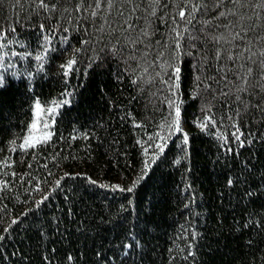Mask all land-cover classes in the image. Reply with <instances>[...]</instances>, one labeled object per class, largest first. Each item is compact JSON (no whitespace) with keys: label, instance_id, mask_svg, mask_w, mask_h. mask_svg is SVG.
<instances>
[{"label":"snow or ice","instance_id":"6c2138e0","mask_svg":"<svg viewBox=\"0 0 264 264\" xmlns=\"http://www.w3.org/2000/svg\"><path fill=\"white\" fill-rule=\"evenodd\" d=\"M169 5L176 10L159 15ZM29 8L48 23L21 33L15 26L0 30V107L14 96H23L29 106L26 134L18 137L22 152L49 147L57 122L70 115L83 95L85 78L98 75L108 57L123 63L137 96L148 91L154 102L143 118L147 123L127 112L120 117L140 132L132 145L141 157L134 176L104 183L86 174L64 173L81 183L71 195L65 193L58 211H49L48 205L62 180H54L49 194L36 187L39 198L30 202L22 218L0 221V264L13 256L19 258L11 264H25V258L30 264L37 249L39 264H155L141 186L166 165L193 172V127L197 135L215 141L219 198L231 204L235 195L236 206L243 204L248 213L234 231L248 238L247 247L264 251L258 246L264 244V0H147L146 5L145 0H31ZM158 20L168 25L162 34ZM45 82L54 95L39 94ZM189 101L199 102L201 117L189 118ZM216 101L230 113L223 130L225 117L218 120L213 112ZM244 118L259 126L258 133L251 127L242 130ZM91 138L87 133L83 137ZM4 166L10 165L5 161ZM48 175L53 173L49 170ZM7 187L0 185V192ZM184 190L191 193L185 205L191 208L196 201L192 184L186 183ZM116 194L124 198L119 204ZM88 200L107 201L108 206L98 204L100 210L93 212L81 206ZM188 224L182 226L188 243L181 251H186L184 260H194L200 233ZM10 238L13 251L6 252ZM57 244L59 248L53 246Z\"/></svg>","mask_w":264,"mask_h":264},{"label":"trees","instance_id":"16d2710c","mask_svg":"<svg viewBox=\"0 0 264 264\" xmlns=\"http://www.w3.org/2000/svg\"><path fill=\"white\" fill-rule=\"evenodd\" d=\"M137 2L139 3V0ZM178 2L179 0H173V3ZM30 3L31 0H2L0 30L8 31L9 26H15L17 32L21 33L26 29H35L40 22L47 24L43 15L37 16L30 10ZM143 7L144 5L142 9ZM170 9L176 10L169 5L163 8L159 15L167 16ZM156 27L158 34L168 29V25L159 20ZM70 35L76 37L79 33L72 32ZM81 71H84L83 67ZM85 83L86 87L81 89L83 95L69 110L70 115L63 122H57V133L52 138L53 142L42 151L22 152L19 149L22 140L18 137L26 134V125L30 120L29 106L23 96L5 98V104L0 107V185L7 183L8 187L0 192V221L22 218L23 213L32 206L30 202L39 198V193L34 189H47L46 194H49L54 180L59 178L63 186L58 195H51V203L48 205L49 211H58L63 206L65 193L71 195L81 183L78 178H65L64 173L73 177L77 173L81 176L86 174L104 183H117L124 177L134 176V170L138 171L141 157L132 145L134 140L139 138L140 132L132 128L130 121H121L120 117L127 112L130 116H135L137 122L147 123L143 118L150 114L154 98L148 91L137 96V90L129 83L123 63L111 57L105 60L99 74L86 77ZM46 85L47 82L43 89L37 90L39 94L42 97H47L50 93L54 95V90ZM189 104L192 105L188 107L190 119L203 115L199 110L198 101H189ZM213 112L218 120L221 116L225 117L221 130L226 128V117L230 113L222 101L215 102ZM155 119H160L159 112L155 114ZM246 127H251L258 133L259 126L244 118L241 128L244 130ZM146 131L150 133L152 128L148 127ZM190 132L194 136L195 149L193 172L186 173L182 166L174 168L166 165L161 172L155 175L150 173L141 186V191L146 194L144 208L151 221L148 237L150 247L154 249L151 260L155 261V264H260L264 251H256L255 247L250 249L246 246L248 238L241 239L240 233L234 231L235 227L248 219V213L243 211V204L236 206L235 195L231 204L219 198L222 181L217 175L220 169L216 162L215 141L209 136L197 135V129L194 127ZM86 133L91 134L93 138L83 139ZM72 136L76 139L73 140ZM12 140H16V143L12 144ZM5 161L9 167L4 166ZM43 165H47V169ZM49 170L53 175H48ZM13 172L15 176L11 175ZM186 183L192 184L196 194V201L191 208L185 207L191 194L184 190ZM123 199L122 195L116 194L117 204ZM98 204L108 206V202L102 200H88L81 206L98 212ZM195 213L200 215L196 216ZM135 215L136 213H133V217ZM141 217L143 218V213ZM189 221L200 233L194 245V260H184L186 251H181L188 243L183 239L188 233L182 226L187 228ZM70 227L74 229L75 225ZM253 239L259 241L260 237L253 232ZM13 243V238H10L6 252L13 251ZM53 246L60 247L59 244ZM65 246L67 247L66 244ZM258 246L264 250V244ZM38 255L39 249L30 264H39L36 258ZM173 256L176 257L175 260L172 259ZM18 258L13 256L11 260ZM11 260H6V264H11ZM25 264H29L27 258Z\"/></svg>","mask_w":264,"mask_h":264}]
</instances>
